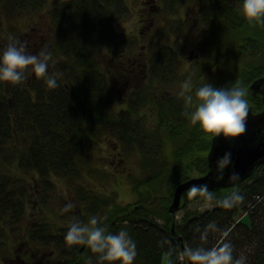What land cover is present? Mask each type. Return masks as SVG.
<instances>
[{"label":"trees","instance_id":"16d2710c","mask_svg":"<svg viewBox=\"0 0 264 264\" xmlns=\"http://www.w3.org/2000/svg\"><path fill=\"white\" fill-rule=\"evenodd\" d=\"M239 2L241 3V0ZM50 4L52 6L48 12L51 37L49 54L63 58L54 64L52 71H49L50 75L56 77L57 86L50 87L47 84V77H35L30 73L26 80L16 85L0 83V164L12 160L11 163L16 169L20 166L34 175L33 183L35 180L50 182L53 178L73 181L82 176L86 165L90 163L87 157L91 147L101 140L117 143L122 148L131 145V150L137 149L143 153L141 169L150 172L145 181H142L145 187L153 183L158 184L166 175L173 176L174 182L169 190L168 201L162 207L163 213H158L162 225L152 219L147 223L150 209L145 208L141 192L140 202L136 205L142 207H127L129 211L126 210L128 212L126 214L124 209L126 207L122 208L116 201L111 203L108 197L97 192L92 191L91 195L85 189L76 192L81 201H86L82 210L87 212V215L84 213L82 221L86 222L90 214L96 211L98 217L104 214L99 223L107 231L127 228L137 242L134 264H163L165 254L171 263L181 264L177 262L178 255L183 254L187 257L182 245L186 249L189 246L212 247L219 240L240 241L242 237L241 241L259 243L253 260L262 264L264 165L257 167L251 176L241 183L212 191L214 198L210 200L211 209L201 212L191 210L189 205L193 202V195L196 194L197 199H209L203 192H184L182 209L185 211L174 223V230L181 237V241H176L171 234L172 218L167 210L172 188L181 181L202 176L207 172V153L211 141L205 135L201 137L198 127H195L189 131L185 139L178 142L186 130L185 125L179 124H185V119L178 116L180 112L185 114V105H180L171 98L165 99L168 103H162L160 100L153 102L144 87L132 89L122 98L124 101L122 107H116L117 97L113 92L115 90L113 78L145 77L150 84H154L156 79L161 82L173 81L177 78L180 67V59L176 53L165 45L162 47L167 49L152 50V63L148 70H143L142 59H139L141 61L139 62L115 57L112 62L109 61L113 72L107 73L95 59L97 46H118V43L114 42V25L128 14V0H0L2 12L7 17L29 14ZM225 4L224 1L217 4L215 0H203L201 13L205 17L208 14L207 12L205 14V11L215 7L216 14L223 15L214 16L212 28L229 30L233 36L236 35L235 41L230 45L236 54L246 52L247 47L243 46L246 41L257 45L259 50L262 49L260 54L264 58V26L239 19L238 15L231 11L232 8ZM226 17L225 23L221 24ZM207 19H211V16L209 15ZM242 24L250 33L237 31L241 30ZM259 60L260 62L249 69L245 67L240 69L239 78L246 89L250 81L264 76V59L260 57ZM248 95L250 96L249 93ZM249 96L247 97L249 105L256 111L260 110V99ZM182 103L184 104L183 101ZM148 105H152L149 117L150 119L154 117L155 122L147 128L142 123L140 113L143 107ZM173 120H176V123L172 122ZM165 142H171L172 146L166 148ZM192 151L202 152L201 155H196L198 163L192 167L190 165L187 167L188 163L177 159ZM159 153H163L160 163L163 171L154 169L155 160H150L153 157L157 158ZM189 170H193L195 176H190ZM13 181L15 179L10 175L0 173V217L11 212L17 214V219H21L25 187H21L20 197H17L14 194L17 193L16 183ZM137 186L138 182L136 188H141ZM236 192L243 196L242 201L230 202L225 199ZM256 197H261V201L258 202ZM76 200L78 202V198ZM108 206L113 207L111 213L107 210ZM134 210L142 215L139 218L133 216ZM243 212L246 213L249 226L236 222L237 214ZM118 214H122V217L114 219ZM40 225L42 224L29 228L27 233L32 240L29 246L35 243L48 245L51 260L56 257L60 259V264H89V257L90 264H101L88 245H70L65 238L67 230L54 231L49 225L42 229ZM205 233L207 239L204 238ZM82 246L84 248L80 251Z\"/></svg>","mask_w":264,"mask_h":264},{"label":"rangeland","instance_id":"374dc122","mask_svg":"<svg viewBox=\"0 0 264 264\" xmlns=\"http://www.w3.org/2000/svg\"><path fill=\"white\" fill-rule=\"evenodd\" d=\"M223 1L226 3L225 5L233 9L231 11L237 14L239 19L245 20L239 11L241 4L239 0H215V3L220 4ZM202 4L203 0H128V14L114 25V42L118 43V46H97L95 59L98 60L107 73L108 71L113 72L109 61L115 59V57H124L126 61L133 59L131 61L139 62H141L139 59H142L143 62L141 63L144 70L146 66L148 68L152 63V50L157 51V48L159 50L167 49L162 47L166 44L175 51L178 59H180V67L177 78L173 81L161 82L156 79L154 84H150V81L145 77L141 79L137 76L131 79L113 78L115 87L113 92L114 96L117 97L116 107H122L124 104L122 98L132 89H137V87H141V89L144 87L146 92L151 95L153 102L160 100L162 103H168L165 99L171 98L178 104L185 105L182 103L183 97L180 95V91L184 80L188 77H191L196 85L204 77L207 82L216 87L228 86L234 81H242L239 78L242 67L249 69L255 63L260 62V57L264 59L260 54L262 49L259 50L257 45L254 46V44L246 41L243 45L247 47L246 52L240 53L238 51L239 54H236L230 46L235 41L234 36L236 35L233 36L232 31L227 29L229 33L212 28L214 16L219 17L223 14H216L215 7H213L211 10L205 11V14L206 12L208 14L203 17L201 13ZM51 6V4L46 5L38 11L16 17H7L0 7V48L8 43L7 36L11 34L18 37L26 45L28 44L29 52L49 54L48 44L50 43H48V40L51 37L48 12ZM209 14L211 19H207ZM226 19L227 17L221 21V24H224ZM237 31H242L244 34L250 33L243 24L241 30ZM123 41L125 43H122ZM49 42H51V39ZM130 46L132 47L130 48ZM61 60H63L62 57L58 58L50 54L48 70L52 71L54 64ZM247 92L250 94L249 97L254 98L251 91L247 90ZM151 107L152 105L143 107L140 113L142 114V123L147 128L155 122L154 117L151 119L149 117ZM178 116L185 119V124H179L186 126L185 133L182 139L178 140L179 142L185 139L189 131L197 126L182 112ZM172 122L176 123V120ZM162 131L164 132V130ZM198 132L201 137H204L200 129ZM171 146V142H165L166 148ZM201 154L202 152L192 151L179 156L177 159L188 163L187 167L189 165L192 167V165L198 163L196 155ZM142 156L143 153H140L137 149L131 150V145L122 148L117 143L101 140L91 147L90 154L87 157L90 163L85 164V170L80 178L73 181L53 178L50 182H37L35 180L34 183L32 179L34 175L31 172H26L20 166L16 169L14 164L11 163L12 160L2 162L0 173L8 174L15 179L13 181V183H16L17 193H14L15 196L20 197L19 191L22 186L25 187V190L22 200V218L17 219V214L11 212L0 217V264H29L31 260H34L33 264H60V259L56 257L51 260L48 245L35 243L29 246V242L32 240L27 232L31 226H38L39 224H42L40 225L42 229H46L49 225L52 226L54 231L67 230L73 219H84V213L87 215V212L82 209L85 207L86 201H81L76 193L82 189L87 190L91 195L90 192L94 191L99 195L108 197L111 203L116 201L122 208L126 207L124 208L126 214L130 206H134L132 208L142 207V205H136L140 202L139 192H141L145 208L149 207L150 209V214L147 215V223L152 219L161 226L162 219H160L158 213H163L161 212L162 207L168 201L169 190L174 182L173 176L166 175L158 184L153 183L145 187L142 181H145L150 172L147 173L144 169H141ZM162 156L163 153H159L157 158L150 159L151 161L155 160L154 169L163 171L160 165ZM189 175L195 176V172L189 170ZM22 179H25V181ZM136 182L139 184L137 187L141 188H136ZM184 197L181 199L183 204ZM77 198L78 202H76ZM197 198L196 194L193 195V202L189 205L191 210L201 212L212 208L210 200ZM171 200H169L167 208ZM69 201L74 204V207L65 210L64 204ZM110 207L108 206L107 209L110 211L109 213L113 208ZM262 209L264 210V207ZM184 211V209H180L176 212V221L181 218ZM153 213L154 215H152ZM94 214L96 215V211H94ZM103 215L100 214L99 220L103 219ZM108 215L111 216V214ZM134 215L139 218L142 214L134 210ZM118 217H122V214H118L114 219ZM236 221L247 226L250 224L245 212L237 214ZM237 233H241V231H237ZM242 239L243 237L239 239L240 241H230L233 245V252L236 253L234 257L240 259L241 264H259L257 260L254 261L259 243L257 241H241ZM221 242L223 241L219 240L214 246L219 245ZM180 260L183 264H188L187 259L185 261L180 258ZM162 262L167 264L166 256L163 257ZM262 264H264V261Z\"/></svg>","mask_w":264,"mask_h":264},{"label":"clouds","instance_id":"9594fccd","mask_svg":"<svg viewBox=\"0 0 264 264\" xmlns=\"http://www.w3.org/2000/svg\"><path fill=\"white\" fill-rule=\"evenodd\" d=\"M239 11L250 24L264 26V0H241ZM7 40L8 43L0 48V83L16 85L32 73L47 77L50 87L57 86L56 77L48 72L49 54L29 52L26 44L11 34L7 36ZM180 95L187 106L186 117L210 141L219 137L233 143L246 132L250 105L247 89L241 81L216 87L204 77L198 85L188 77L182 84ZM212 172L221 178L225 173L232 178L239 177L231 151L216 158ZM193 190L203 192L209 200L214 198L206 182L194 185ZM225 199L230 202L242 201L243 196L236 192ZM73 207L74 204L70 201L64 204L65 210ZM65 238L70 245H88L101 264H134L137 256V242L128 229L122 227L117 231H107L100 225L99 217L95 214L90 215L86 222L73 219ZM204 238L207 239L206 233ZM186 255L192 264H241L240 259L234 258L233 245L228 240L212 247L189 246ZM88 259L90 264L91 257Z\"/></svg>","mask_w":264,"mask_h":264},{"label":"water","instance_id":"95a60500","mask_svg":"<svg viewBox=\"0 0 264 264\" xmlns=\"http://www.w3.org/2000/svg\"><path fill=\"white\" fill-rule=\"evenodd\" d=\"M249 90L261 97V111L255 113L250 107L246 132L238 137L235 142L229 143L219 137L211 141L207 154V173L201 177L190 178L176 186L172 203L169 207V212L172 215H174L179 207L182 193L193 189L194 185L206 182L210 191L222 187H232L247 179L256 167L264 163V78L253 81L249 86ZM226 151L232 152L235 170L240 174L238 178H232L228 173H225L221 178L217 173L212 172L216 158ZM172 233L173 236L177 237L173 226ZM177 238L181 239L180 237Z\"/></svg>","mask_w":264,"mask_h":264},{"label":"flooded vegetation","instance_id":"af4514ba","mask_svg":"<svg viewBox=\"0 0 264 264\" xmlns=\"http://www.w3.org/2000/svg\"><path fill=\"white\" fill-rule=\"evenodd\" d=\"M28 46V44L26 45ZM27 50H28V47H27ZM34 260H31L29 264H33ZM20 264V263H19ZM37 264V263H36Z\"/></svg>","mask_w":264,"mask_h":264}]
</instances>
